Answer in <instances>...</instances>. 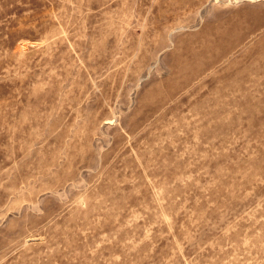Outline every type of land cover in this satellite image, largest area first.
Segmentation results:
<instances>
[{"label":"rangeland","instance_id":"obj_1","mask_svg":"<svg viewBox=\"0 0 264 264\" xmlns=\"http://www.w3.org/2000/svg\"><path fill=\"white\" fill-rule=\"evenodd\" d=\"M0 264H264V0H0Z\"/></svg>","mask_w":264,"mask_h":264}]
</instances>
